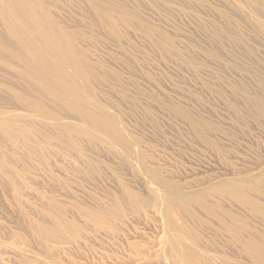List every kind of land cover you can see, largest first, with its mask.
I'll return each mask as SVG.
<instances>
[{
  "label": "rangeland",
  "instance_id": "rangeland-1",
  "mask_svg": "<svg viewBox=\"0 0 264 264\" xmlns=\"http://www.w3.org/2000/svg\"><path fill=\"white\" fill-rule=\"evenodd\" d=\"M0 264H264V0H0Z\"/></svg>",
  "mask_w": 264,
  "mask_h": 264
}]
</instances>
